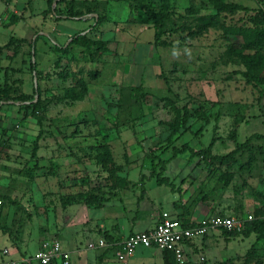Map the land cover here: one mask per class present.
I'll use <instances>...</instances> for the list:
<instances>
[{"label":"rangeland","instance_id":"obj_1","mask_svg":"<svg viewBox=\"0 0 264 264\" xmlns=\"http://www.w3.org/2000/svg\"><path fill=\"white\" fill-rule=\"evenodd\" d=\"M83 1L93 8L86 16L90 21L61 19L52 25L62 31L82 30L93 16H106V23L89 36L107 41V51L91 59L72 46L56 66V53L47 47L50 41L38 35L42 41L33 56L34 78L28 42H12L10 37L23 35L21 31L42 17L53 20L48 0H0V45L10 38V48H0V109L10 108L0 113V227L12 224L16 235L34 241L23 247L25 254L35 251L39 239L57 238L75 251L71 259L78 251L94 256L97 249L85 250L94 236L84 227L88 221L94 226L92 217L106 216L107 209H90L97 208L93 204L116 197L124 187L133 188L130 180L146 179L153 162L170 159L173 148L210 147L212 155L223 156L256 134L264 136V84L247 81L238 55H264V48L244 49L242 36L236 34L255 26L250 16L264 8V0H226L248 12L220 14L209 0H168L176 32L164 37L167 47L154 44L156 28L143 22L140 10L131 9L138 4L158 7L160 0H74V6L84 11ZM26 2V18L39 10L41 16L19 21L24 12H18L6 19L18 3ZM214 14L218 23L202 31L200 18ZM260 74L264 66L253 73ZM77 79L87 86L82 96ZM33 87L35 112L13 103L12 96L31 95ZM183 108L189 117L181 125ZM235 158L218 164L207 157L178 156L164 175L186 173L194 183L192 193L217 194L227 214L251 215L247 229L264 219L259 195L264 189V138L253 137ZM144 188L153 196L167 186L152 180ZM132 192L127 189L124 196ZM135 192L139 195L142 189ZM221 235L205 240L225 260L220 264H264V239L255 233ZM5 238L10 247L11 240ZM6 259L0 252V263Z\"/></svg>","mask_w":264,"mask_h":264},{"label":"crops","instance_id":"obj_2","mask_svg":"<svg viewBox=\"0 0 264 264\" xmlns=\"http://www.w3.org/2000/svg\"><path fill=\"white\" fill-rule=\"evenodd\" d=\"M47 3V0H46ZM14 8V10L8 14L6 17H12V15L24 12L23 18L19 21H26L27 18H32L34 16H39L42 10L29 15L26 18V11L27 6H29L28 2L24 5H19ZM39 13V14H38ZM41 16V15H40ZM52 18V16H51ZM54 20V18H52ZM33 20V19H30ZM51 20L49 21L42 19H38L37 24L35 25H28L24 31H21V36L12 35L10 38H14L16 40H26L30 42L34 36L43 35L45 40L50 41V43L57 42L59 44H66L69 42V37L75 33L81 32L82 30H76L74 28H67V29H57L53 23H57L58 20ZM77 20V19H75ZM17 21V22H19ZM6 23V20H5ZM14 22L13 24H15ZM11 24V25H13ZM6 25V24H5ZM40 25V26H38ZM10 26V25H7ZM42 27H46L44 31L41 29ZM58 26V24H57ZM40 28V29H37ZM24 32V33H23ZM9 38V39H10ZM9 39L6 43L0 45V48H3L2 51H7L9 48H6V45L9 43ZM42 39V38H41ZM37 40L36 47L39 41ZM65 42V43H64ZM45 43V42H44ZM46 44V43H45ZM47 45V44H46ZM49 52L50 45L47 46ZM54 53V52H53ZM55 58H56V54ZM55 58L53 60H55ZM9 104H12L9 101ZM8 107H14L12 105H8ZM6 109V110H5ZM10 108L0 109V113H4L8 111ZM174 160V159H172ZM171 161V160H170ZM166 166V172H170L169 163ZM172 167V166H171ZM177 167V166H176ZM188 167V166H187ZM173 171V167L171 168V172ZM189 172V171H188ZM178 172H173V176L169 177L172 187L167 186L165 190H158L156 191L153 196H149L147 194L145 186V181H152L155 180V183L158 186H162L164 184H158L154 177L148 176L146 179L142 177L135 181L130 180L135 184V186L123 188L120 193L116 194V197L111 198L110 200L106 201L104 205L100 208L91 207L90 209H97L104 210L107 209L106 216L100 217L93 216L92 221L96 223L94 226H91L89 221L85 224L84 229L88 231L91 236H94L90 242H97L99 239H105L107 242H118L126 238L128 235L135 233V232H142L151 230L154 228L156 223L162 218L163 215L179 218L180 220H189L197 221L201 220L202 218L214 216V215H229L224 207L220 204L219 195L217 194H209L207 191L194 194L192 193V188L194 183H192V179L189 176L178 174ZM165 176V175H164ZM179 181V182H178ZM131 185V184H128ZM166 186V185H165ZM140 188L142 189L141 194H137L135 189ZM127 189L132 190V194L129 196H124V191ZM195 190V189H194ZM120 196V197H117ZM1 205V201H0ZM86 210V208H84ZM82 210L80 209L79 212ZM3 211L0 209V217L3 215ZM7 214V212H6ZM85 218H88L86 216ZM11 226V227H10ZM4 225L0 230V239H2L4 243V247L0 249L6 257L7 260L10 259H17L21 256L31 255L37 251L39 247V243L43 239H39L36 241L35 251L30 254H25L23 252V247H31L33 245V240L31 238H22L21 236L16 235L15 228L12 227V224ZM17 231V230H16ZM222 231H212L207 236L203 238H197L194 240L184 242L182 249L184 252V261L185 263L191 264H220L224 262V259H220L215 247L213 244L206 243L205 240L208 237H218L221 235ZM8 235L9 239L11 240V246L6 247L5 243ZM200 240V241H197ZM61 241V240H60ZM89 243V242H88ZM87 243V244H88ZM62 247L64 250L68 251L69 254L74 253V250H71L69 246H67L66 241H61ZM98 253L94 256H86L80 254V252L76 250V255L71 259L70 257V264H122L119 260L116 259L115 256V248L112 246H107L104 248H96ZM90 249V250H96ZM85 250H88L87 245L85 246ZM6 251V253H4ZM163 251L157 248H137L134 255L128 260L127 264H163ZM204 258L203 261H200V258ZM3 261V262H5ZM2 262V263H3ZM1 264V263H0Z\"/></svg>","mask_w":264,"mask_h":264},{"label":"trees","instance_id":"obj_3","mask_svg":"<svg viewBox=\"0 0 264 264\" xmlns=\"http://www.w3.org/2000/svg\"><path fill=\"white\" fill-rule=\"evenodd\" d=\"M54 2L57 4V8L52 7V0H48V7H50V13L51 16L54 18V20H61V19H79L88 20L86 16L93 12V8L90 7L91 4L86 3L87 1H83L84 5V11L80 8L74 6V0H54ZM210 4L212 5L213 9L216 11V14L220 13H230V12H237V11H244L248 12V9L234 4L227 2L226 0H209ZM170 5L168 3V0H160V5L158 7L151 6L150 4H138L137 6H131V9L133 11L140 10L144 20L143 22L152 24L156 28L155 36H154V44L157 46L167 47L169 45V42L164 38L167 33H175L176 30L173 28V14L170 9ZM93 22L83 31L73 34L69 37V42L66 44H59L57 42H53L50 44V48H52V52L54 51L56 53L55 58V65L58 66L60 64L62 55H66L69 52V49L72 46H77L82 48L88 56L93 59L97 57L102 52L107 51V41L103 40H96L89 36L91 31H93L97 26L104 25L107 21L106 16H99L95 17L93 16L91 18ZM250 20L255 24V26L251 27H242V29H239L238 32H236L237 35L242 36L243 39V48L244 49H260L264 48V8L253 10V14L250 16ZM200 21L202 23V31H205L206 29L215 26L218 23V18L214 15H208L205 17L200 18ZM190 36H195L194 33H190ZM41 38V36H34L28 42V46L30 49V55L33 57L36 54V43L37 40ZM23 42L24 40H16L13 38L12 42ZM247 69V71L244 73V76L247 78V81H254L257 84L261 83L264 84V75L260 74L258 76L253 75L257 69H259L261 66H264V55L262 54H254L252 56H248L245 54H238ZM29 68L31 71L32 76L35 78L37 74V63L35 60L30 59ZM77 85L80 88L81 96L84 94L87 90L86 83L83 82L81 79L76 80ZM141 86L139 88H133L135 91L136 89L140 90ZM37 94V90L35 87H33V94L27 95V94H20L19 96H12L11 99L13 100V103L18 102L20 105V108L22 107L24 110L31 109L32 112L36 111L37 108V102H34L35 95ZM78 96V93L74 95V99H76ZM80 96V98H81ZM27 101H30V105H27ZM1 103V102H0ZM2 107V106H1ZM0 107V108H1ZM189 117V113L187 108H183L182 113V121L181 125H184ZM253 137L257 139H262L264 136L256 134ZM253 137L248 138L243 143H238L236 148L229 152L226 155L220 156V155H212L210 152V147H208L205 150L202 149H194L191 146L184 144L181 148H173L172 150V156L170 159L167 160H160L158 163L152 164V171L150 177H154L156 179V182L158 184H164L166 186L172 187V184L166 176H164V173L166 171V166L168 162L172 159L177 158L178 156H187L188 159L201 156V157H207L210 160L217 162L218 164H226L229 161L235 160V156L238 154V152H241L248 148V145ZM34 156V154H33ZM35 157V156H34ZM261 198L264 200V189L261 194ZM106 201L99 200L98 204H93L95 207L100 208L104 205ZM92 201L89 202L91 204ZM183 224L185 226H190L189 220H183ZM223 234L226 236H232L237 235L240 233H243L245 235H249L250 233H255L258 235V237L264 239V219H257L254 220L249 228L242 229L241 231H222ZM163 264H176L174 255L169 251H163ZM185 264H191V263H185Z\"/></svg>","mask_w":264,"mask_h":264},{"label":"built area","instance_id":"obj_4","mask_svg":"<svg viewBox=\"0 0 264 264\" xmlns=\"http://www.w3.org/2000/svg\"><path fill=\"white\" fill-rule=\"evenodd\" d=\"M251 215L243 218L235 215H214L191 221L190 226H185L179 218L163 215L154 228L147 231L135 232L118 242H107L99 239L97 242H89L88 249L115 248L116 259L122 264H127L137 248H157L161 251H169L174 255L177 264H183L184 242L203 238L212 231H241L252 220ZM6 253V251H4ZM204 258H200L203 261ZM1 264H70V254L64 250L59 239H43L39 243L36 252L31 255L10 259Z\"/></svg>","mask_w":264,"mask_h":264},{"label":"water","instance_id":"obj_5","mask_svg":"<svg viewBox=\"0 0 264 264\" xmlns=\"http://www.w3.org/2000/svg\"><path fill=\"white\" fill-rule=\"evenodd\" d=\"M32 60H34V57H32Z\"/></svg>","mask_w":264,"mask_h":264}]
</instances>
